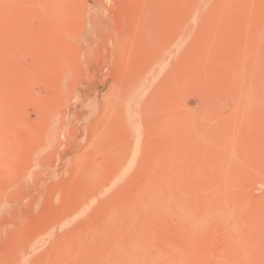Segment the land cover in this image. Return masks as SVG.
Here are the masks:
<instances>
[{"label":"rangeland","instance_id":"obj_1","mask_svg":"<svg viewBox=\"0 0 264 264\" xmlns=\"http://www.w3.org/2000/svg\"><path fill=\"white\" fill-rule=\"evenodd\" d=\"M264 264V0H0V264Z\"/></svg>","mask_w":264,"mask_h":264},{"label":"bare ground","instance_id":"obj_2","mask_svg":"<svg viewBox=\"0 0 264 264\" xmlns=\"http://www.w3.org/2000/svg\"><path fill=\"white\" fill-rule=\"evenodd\" d=\"M146 264V263H145Z\"/></svg>","mask_w":264,"mask_h":264}]
</instances>
